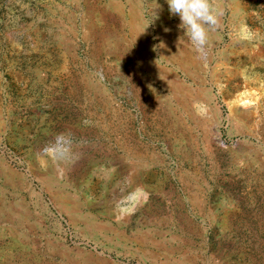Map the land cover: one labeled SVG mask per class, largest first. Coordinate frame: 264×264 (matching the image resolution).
<instances>
[{
    "label": "rangeland",
    "instance_id": "rangeland-1",
    "mask_svg": "<svg viewBox=\"0 0 264 264\" xmlns=\"http://www.w3.org/2000/svg\"><path fill=\"white\" fill-rule=\"evenodd\" d=\"M217 3L199 59L166 0H0V264H264V0Z\"/></svg>",
    "mask_w": 264,
    "mask_h": 264
},
{
    "label": "clouds",
    "instance_id": "clouds-1",
    "mask_svg": "<svg viewBox=\"0 0 264 264\" xmlns=\"http://www.w3.org/2000/svg\"><path fill=\"white\" fill-rule=\"evenodd\" d=\"M166 3L170 15L179 17V27L184 29V35L197 53V58L204 59L210 33L220 26L223 16V9L217 0H166ZM159 7L156 4L155 8ZM78 143L82 145L84 142H78L70 131L57 133L40 149L38 159L50 162L62 171L64 166L73 165L79 159Z\"/></svg>",
    "mask_w": 264,
    "mask_h": 264
}]
</instances>
